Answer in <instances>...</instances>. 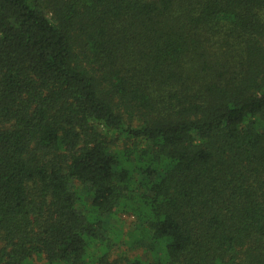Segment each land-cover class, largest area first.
<instances>
[{"label": "trees", "instance_id": "trees-1", "mask_svg": "<svg viewBox=\"0 0 264 264\" xmlns=\"http://www.w3.org/2000/svg\"><path fill=\"white\" fill-rule=\"evenodd\" d=\"M0 264H264V0H0Z\"/></svg>", "mask_w": 264, "mask_h": 264}, {"label": "rangeland", "instance_id": "rangeland-1", "mask_svg": "<svg viewBox=\"0 0 264 264\" xmlns=\"http://www.w3.org/2000/svg\"><path fill=\"white\" fill-rule=\"evenodd\" d=\"M82 192H85L86 190L85 189H81ZM134 219L132 217H127V216H124V217H121V216H118L115 217V218H111L110 219V223L112 225L111 228H108V230H105L104 228L101 230L100 234L102 235V239L103 238H106L108 240H114V226L116 228H119L122 230V232H126L131 226H132V221ZM107 225V224H106ZM105 225V226H106ZM106 228V227H105ZM113 229V230H111ZM125 238V237H124ZM117 253V252H116ZM130 255L132 254H138V255H141L142 257L144 258H148L150 259L151 258V254L150 253H143L142 250H137V251H134V252H128ZM112 257H114V247H113V251H112Z\"/></svg>", "mask_w": 264, "mask_h": 264}]
</instances>
